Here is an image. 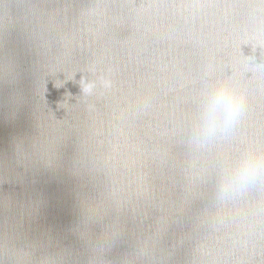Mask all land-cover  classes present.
Here are the masks:
<instances>
[{"label": "water", "instance_id": "1", "mask_svg": "<svg viewBox=\"0 0 264 264\" xmlns=\"http://www.w3.org/2000/svg\"><path fill=\"white\" fill-rule=\"evenodd\" d=\"M246 101L209 142L207 90ZM264 0H0V264H264Z\"/></svg>", "mask_w": 264, "mask_h": 264}, {"label": "clouds", "instance_id": "2", "mask_svg": "<svg viewBox=\"0 0 264 264\" xmlns=\"http://www.w3.org/2000/svg\"><path fill=\"white\" fill-rule=\"evenodd\" d=\"M246 109V101L227 83L211 86L204 95L190 137L194 143L209 142L233 129ZM264 178V156H242L218 177L216 191L221 200L240 193Z\"/></svg>", "mask_w": 264, "mask_h": 264}]
</instances>
